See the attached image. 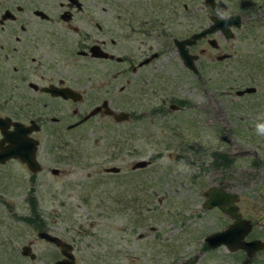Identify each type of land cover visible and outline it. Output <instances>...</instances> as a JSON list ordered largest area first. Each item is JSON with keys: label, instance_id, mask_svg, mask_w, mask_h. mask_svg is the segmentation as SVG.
Instances as JSON below:
<instances>
[{"label": "rangeland", "instance_id": "obj_1", "mask_svg": "<svg viewBox=\"0 0 264 264\" xmlns=\"http://www.w3.org/2000/svg\"><path fill=\"white\" fill-rule=\"evenodd\" d=\"M257 22L252 20L249 27L259 31L238 46L237 56L245 55L247 61L233 67L207 63L199 77L173 52L163 76L153 80L155 91L152 82L135 76L124 98L111 103L141 112V117L116 121L98 113L79 127L65 128L76 119L67 116L61 117V128L34 131L41 169L32 172L14 159L0 165V198L23 214L34 197L46 233L72 242L78 264H163L197 251L206 235L228 224L225 214L203 207V191L211 185L238 193L242 216L254 223L253 235L264 240V136L256 132V125L264 123V40ZM246 85H255V92L235 93ZM101 94L87 96L79 107L88 110L100 103ZM175 97L188 103L169 109L168 99ZM161 98H167L168 112L150 111L163 103ZM214 151L231 154L232 164L218 163L222 159ZM141 158L149 164L131 168ZM110 165L119 171L105 172ZM10 223L11 253L18 254L31 241L35 253L49 250L33 225ZM168 242L179 251L162 248ZM212 253L210 264L228 259L221 247ZM206 257L201 255L199 264H208ZM49 260L25 258L9 264ZM253 264H264V250L255 254Z\"/></svg>", "mask_w": 264, "mask_h": 264}, {"label": "flooded vegetation", "instance_id": "obj_2", "mask_svg": "<svg viewBox=\"0 0 264 264\" xmlns=\"http://www.w3.org/2000/svg\"><path fill=\"white\" fill-rule=\"evenodd\" d=\"M218 4L220 10L229 13L228 21L218 19ZM252 20L262 25L264 40V0H0V153L8 144L3 141L1 128L7 131L32 128L28 136L36 138L32 133L39 128H61V117H76L65 128L79 127L98 113L114 118L102 107L81 120L103 101H107V106L115 112H128L126 119L130 115L143 116L141 112L115 107L111 102L114 98L123 99L124 93L129 92L128 85L133 84L137 76L142 83L152 82L155 91L156 76H163L162 72L168 69L173 52L186 69L199 77L207 63L233 67L235 62L247 61V56H237L241 53L238 46L259 31L249 27ZM247 87L253 89L247 91ZM58 90H63L65 95ZM255 90V85H246L235 89V93L241 95ZM100 92V103L88 110L79 107L87 96ZM161 100L163 103L151 107L150 111L178 110L188 103L186 98H169L168 108H165L167 98ZM228 156L231 165L232 156ZM261 158L264 161V157ZM12 159L19 160L31 171L18 157L5 158L0 165ZM40 169L39 162L35 171ZM50 169L53 174L59 172L57 168ZM238 199L237 193V212L250 224L244 241H260L263 248L250 255L243 249L212 248L205 240L206 235L197 251L163 264H199L205 253L206 263L210 264L212 252L220 247L228 254L227 260L222 259L225 264H253L255 254L264 250V240L253 235L254 223L242 216ZM0 202L3 204L0 206V258L4 264L25 258L31 262L49 258L48 264H78L72 242L59 238L63 242L61 246L38 237L39 232L47 231L37 206L36 212L30 205L22 214L18 212L19 207L5 203L1 198ZM206 209H217L225 214L227 226L234 222L217 207ZM12 219L17 224H31L37 228L36 236L47 243L49 250L35 253L31 241L20 246L18 254L11 253ZM186 245L189 244H182L181 248ZM25 246L29 250H24ZM164 247L166 251H179V246L169 242Z\"/></svg>", "mask_w": 264, "mask_h": 264}, {"label": "water", "instance_id": "obj_3", "mask_svg": "<svg viewBox=\"0 0 264 264\" xmlns=\"http://www.w3.org/2000/svg\"><path fill=\"white\" fill-rule=\"evenodd\" d=\"M185 55V53H184ZM186 60H188L186 58ZM253 87H247L246 90H252ZM59 93L64 94L63 90H58ZM72 95V94H71ZM102 107L105 108L106 113H112L116 120L126 119L129 115L126 111L115 112L110 107L107 106V101H103L101 104L94 106L85 116L82 117L81 120L94 115L97 113ZM20 124V123H16ZM2 129V133L4 134L3 141H8V144L2 147V152L0 153V161H3L8 157H18L20 160L24 161L27 166L31 169V171H35L39 167V162L35 157V150L38 144V140L31 136H28V133L32 130V128H13L12 130H4ZM225 139V137H222ZM150 160L141 158L135 160L131 168H141L149 164ZM119 167L116 165H110L104 167L105 171H119ZM53 171H57L54 169ZM205 201L203 206L205 208H213L217 207L222 212L230 215L234 222L228 225L226 228L213 232L205 237V240L209 246L212 248H216L219 246H225L228 250L233 249H243L249 255L253 254L258 249L263 248V243L260 241L252 240V241H244V236L250 230V224L248 221L242 219L240 214L237 212L238 207L235 204L237 200V193L232 190L224 189L223 187H219L216 185H211L208 187L204 193ZM38 237L44 238L50 242H54L57 245H63V242L57 236H53L46 232H39ZM65 245V244H64ZM24 250H29L28 246L23 248ZM24 252V251H23ZM26 252V251H25Z\"/></svg>", "mask_w": 264, "mask_h": 264}, {"label": "clouds", "instance_id": "obj_4", "mask_svg": "<svg viewBox=\"0 0 264 264\" xmlns=\"http://www.w3.org/2000/svg\"><path fill=\"white\" fill-rule=\"evenodd\" d=\"M217 17L218 19H221L224 21H228L231 18L227 11H222L219 9V4H218ZM256 132L258 135L264 136V123H259L256 125Z\"/></svg>", "mask_w": 264, "mask_h": 264}, {"label": "trees", "instance_id": "obj_5", "mask_svg": "<svg viewBox=\"0 0 264 264\" xmlns=\"http://www.w3.org/2000/svg\"><path fill=\"white\" fill-rule=\"evenodd\" d=\"M213 154H214V156H218L220 159H222V161L218 162V163L224 164V165L229 164V158L227 157L226 153H223L222 151L215 153V151H214ZM29 203H30L31 206L34 207L33 209L35 211V206H37V202H36L35 198L31 197Z\"/></svg>", "mask_w": 264, "mask_h": 264}]
</instances>
